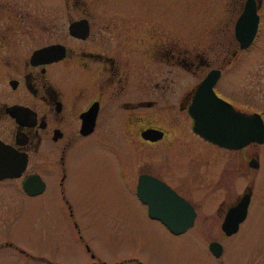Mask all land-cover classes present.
I'll return each instance as SVG.
<instances>
[{
  "label": "flooded vegetation",
  "instance_id": "1",
  "mask_svg": "<svg viewBox=\"0 0 264 264\" xmlns=\"http://www.w3.org/2000/svg\"><path fill=\"white\" fill-rule=\"evenodd\" d=\"M244 1L235 4L234 20ZM261 1L255 0L257 13ZM181 6L191 9V1H183ZM199 7L191 9L197 15L193 28L183 32L173 24L174 0H0V172L18 171L0 176V191H10L14 185L24 192L23 181L33 175L43 181L38 193L47 187L46 177L57 173L60 185L69 149L81 138L100 132L101 138L119 144L133 158V190L145 214L168 229L163 220L149 214L148 204L139 194V178L147 186L156 178L191 207L193 225L197 205L140 161V156L157 154L172 159L179 169V181L187 184L188 191L192 180L206 186L203 191L219 190L225 181L230 186L234 177L228 171L237 169L238 148L204 138L193 128L190 113L196 89L209 73L212 80L205 82L203 95L210 86L216 96L242 114L258 112L264 124L263 110L250 101L236 102L220 88L222 77L232 76L238 63L234 20L231 37L222 41L221 29L205 30L200 21L205 10ZM225 51H230L226 58ZM175 66L188 80L173 94L165 113L159 114L154 88L165 72L173 78ZM186 119L188 125H183ZM120 120L117 127L110 123ZM250 143L254 142L245 145ZM223 152L229 153V160L222 158ZM251 157L255 155L248 160ZM205 159L217 160V168L207 166L204 174L206 180L214 178L213 186L197 169ZM217 172H224V178L212 176ZM145 191L156 190L150 186ZM247 191L246 211L239 225L247 215L249 185L240 194L230 191L233 198L223 211L221 199L217 201L215 209L222 212L220 228L227 208Z\"/></svg>",
  "mask_w": 264,
  "mask_h": 264
},
{
  "label": "rangeland",
  "instance_id": "2",
  "mask_svg": "<svg viewBox=\"0 0 264 264\" xmlns=\"http://www.w3.org/2000/svg\"><path fill=\"white\" fill-rule=\"evenodd\" d=\"M174 1L175 28H193L197 15L192 10L200 5L205 10L200 20L205 30L213 33L221 29L222 41L231 37L235 4L241 0ZM183 1H191L192 10L182 7ZM258 15L253 42L236 51L234 74L223 76L220 88L236 102L250 101L264 113V0ZM179 33L174 30V35ZM229 53L222 54L228 57ZM177 69L173 68L172 79L165 72L154 88L159 114L165 113L173 94L188 80V75ZM110 123L117 127L121 120ZM100 136L98 132L81 138L69 149L60 185L57 173L46 177L47 187L34 195L14 185L10 191H0V264H264V141L239 147L237 169L228 171L233 181L230 186L225 181L213 192L203 191L206 186L197 180L188 185L191 191L186 190L187 184L179 181V169L170 158L140 156V161L197 205L193 225L173 233L145 214L133 190L135 167L130 154ZM224 153L222 158L229 160V153ZM251 154L258 160L257 167L246 163ZM207 166L215 170L217 160L205 159L197 165L205 180ZM224 172L211 175L224 178ZM206 181L213 186L214 178ZM245 184L251 189L247 215L235 231L224 234L218 224L222 212L215 209L217 201L221 199L223 211L233 198L230 191L240 194ZM209 240L222 243L219 257L208 249Z\"/></svg>",
  "mask_w": 264,
  "mask_h": 264
},
{
  "label": "water",
  "instance_id": "3",
  "mask_svg": "<svg viewBox=\"0 0 264 264\" xmlns=\"http://www.w3.org/2000/svg\"><path fill=\"white\" fill-rule=\"evenodd\" d=\"M257 24L258 14L256 13L255 0H245L233 25L234 35L240 48L246 47L252 42ZM211 80L209 73L199 84L193 97L190 113L195 131L206 139L226 147H241L249 141L262 142L264 139L263 120L257 112L250 115L242 114L233 109L229 103H225L217 97L210 86L203 95L205 82L208 83ZM157 136L152 135L151 138ZM248 164L257 166V159L251 157ZM17 172L3 170L0 172V176H12ZM29 183L35 189L30 188ZM42 185L43 182L36 175L26 178L22 183L23 189L28 194L39 192ZM150 186L156 191H145V188ZM150 186L145 185L139 178V194L147 202L149 213L152 216L163 220L173 232H180L192 224L193 210L165 182L153 178ZM248 198L249 191L243 193L234 205L227 208L221 223V229L226 234L237 229L238 222L245 214ZM208 247L215 256L221 253L222 246L217 240H210Z\"/></svg>",
  "mask_w": 264,
  "mask_h": 264
},
{
  "label": "bare ground",
  "instance_id": "4",
  "mask_svg": "<svg viewBox=\"0 0 264 264\" xmlns=\"http://www.w3.org/2000/svg\"><path fill=\"white\" fill-rule=\"evenodd\" d=\"M257 27H258V26H257ZM257 30H258V28L256 29L255 35H254V37H253V40H254V38H255V36H256ZM253 40H252V42H253ZM252 42H251V43H252ZM251 43H250L249 45H251ZM249 45H248V46H249ZM248 46H247V47H248ZM263 129H264V126H263ZM263 141H264V139H263ZM263 141H262V142H263ZM185 229H186V228H185Z\"/></svg>",
  "mask_w": 264,
  "mask_h": 264
}]
</instances>
